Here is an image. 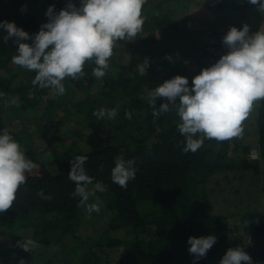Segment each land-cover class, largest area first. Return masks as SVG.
Returning <instances> with one entry per match:
<instances>
[{
    "label": "trees",
    "instance_id": "obj_1",
    "mask_svg": "<svg viewBox=\"0 0 264 264\" xmlns=\"http://www.w3.org/2000/svg\"><path fill=\"white\" fill-rule=\"evenodd\" d=\"M77 1L69 2L75 4ZM169 1L156 0L152 11L160 10L161 5ZM212 1L219 10L257 9L248 0ZM69 2L61 5L58 0H38L34 3V11L28 12L29 0H0V21L15 22L17 27L31 36L40 30L41 25L48 22L45 13L50 6L54 5V10L59 12ZM163 18L164 16L160 20L155 18L158 28H163L162 24L166 23ZM143 27L136 36L142 50L137 57L131 58L129 64L115 66L118 70L116 77L109 74L107 69L104 78L95 79L92 69L96 65L93 61H87L81 82L70 77L62 81L69 93L73 90H84L86 95L83 100L72 105L69 101L65 111L68 115L72 114L73 117L83 120L93 130L103 127L101 123L107 118L97 120L93 112L101 108H116V96L125 93L128 99L118 109V115L114 119H108L114 134L97 150L81 153L73 150V144L59 151L61 155L56 159L54 173L48 170L44 161L36 159L32 150L27 151L26 154L35 164V168L26 173V183L18 189L12 207L0 213V234L16 235L17 230L28 229L30 239L36 242L37 248L60 246L64 261L75 258L80 264H100V251L105 248L124 250L126 246L132 247L135 256H139L144 264H219L229 248L238 246L252 257L253 264H264L263 214L255 212L242 216L243 232L236 234V229L230 227L225 218L196 211L195 200L199 186L217 172L232 171L242 166L236 156L238 147L231 139L222 142L206 139L204 146L196 153H184L182 148L185 138L178 131L180 118L177 114L173 111L158 118L153 117L148 96L143 89L158 74L151 60L154 52L147 48L149 44L156 43L153 33L156 28L153 27L151 34L145 39L141 36ZM4 35L6 33L0 29V67L21 70L20 66L7 65L9 60L12 61V56L17 54V46L12 39L4 43ZM25 42L31 43L30 40ZM139 56L149 60L147 75L141 76L136 70L137 65L144 60ZM70 83H74L71 92ZM93 87L96 88L95 94L89 91ZM0 89L3 96L33 94L30 104L33 106L50 88L41 89L36 85L16 89L12 88L11 79L0 77ZM54 102L55 100L52 105ZM163 102L162 98H157V108ZM126 111L132 113L130 120L125 118ZM135 123L138 125L134 132L125 130L127 125ZM255 131L257 145L262 149L261 155H264V100H259ZM241 150L246 156L250 147H243ZM121 154L125 160L135 161L136 176L129 180L126 188L111 180L115 158ZM78 155L87 157L84 169L93 179V184L88 186L94 187L96 182H103L107 185L105 193L111 197L104 205L108 217L106 228L99 236L91 237L87 244L77 236L82 207L78 206L80 197L75 195L76 185L69 179L71 162ZM41 190L44 197L50 196L51 199L38 195ZM140 202L147 203L146 210L138 209ZM120 231L124 233L122 238L118 234ZM208 235H215L217 241L206 257L197 260L188 251V238ZM127 237L130 238L126 239ZM246 238L251 239L250 246L246 245ZM68 240L72 242L70 248L64 245ZM19 252L20 249L16 247L1 254L5 258L4 264H8L7 258H12ZM24 252L30 254V251ZM36 256L40 257V253ZM45 259L41 256L36 262L43 261L48 264Z\"/></svg>",
    "mask_w": 264,
    "mask_h": 264
},
{
    "label": "clouds",
    "instance_id": "obj_2",
    "mask_svg": "<svg viewBox=\"0 0 264 264\" xmlns=\"http://www.w3.org/2000/svg\"><path fill=\"white\" fill-rule=\"evenodd\" d=\"M146 0H81L80 7L69 2L56 12L52 5L45 15L48 22L41 25L34 35H29L15 22L0 21V29L6 35L4 43L12 39L16 44V55L12 63L36 73L32 84L41 89L50 88L54 95H64L62 81L66 77L78 80L84 77V65L93 61L95 79H102L109 69V60L114 48L121 40H132L142 30L145 17L142 8ZM248 3L264 13V0H248ZM31 41L26 43L25 41ZM228 52L214 64L204 68L193 77L192 84L186 77L175 76L148 93V104L154 118L164 113L175 112L180 118L178 131L185 138L182 151L196 153L205 140L222 142L243 135V122L249 116L253 105L264 100V30L250 34L249 25L242 28L232 26L222 38ZM171 59V56H166ZM149 60L145 58L136 67L139 75H147ZM3 93H0L2 96ZM157 98L163 103L157 108ZM15 103V101H13ZM97 120L114 119L118 109L101 108L93 112ZM131 119L132 113L125 112ZM86 156L78 155L71 162L69 179L76 185L75 195L80 197L78 206L88 213L100 211L99 197L95 203H88L97 192L107 191V185L96 182L89 190L93 179L87 175L84 164ZM134 160L124 156L115 158L111 180L120 187H127L136 176ZM35 164L26 157L25 150L7 129L0 131V213L9 210L16 199L21 185L26 183V173ZM43 198V190L37 193ZM215 235L189 237L188 251L195 259L206 257L216 243ZM24 251L37 246L31 239L17 241ZM253 264L252 257L242 247L229 248L219 264ZM19 264H25L21 259Z\"/></svg>",
    "mask_w": 264,
    "mask_h": 264
},
{
    "label": "rangeland",
    "instance_id": "obj_3",
    "mask_svg": "<svg viewBox=\"0 0 264 264\" xmlns=\"http://www.w3.org/2000/svg\"><path fill=\"white\" fill-rule=\"evenodd\" d=\"M38 0H29L27 11H34V3ZM42 1H55V0H42ZM70 0H58L61 5L69 2ZM81 0L75 2L76 7H80ZM182 0L176 2V0H170L168 3H163L161 9L152 11L156 5V0H146L142 8V17H145L144 27L141 36L142 38H148L151 34V29L155 27L154 36H156L157 44L151 43L147 46L149 50L160 52L159 55L151 56L152 65L156 69L157 76L154 77L151 84L144 87V93L148 96V93L162 84L165 80H169L177 75L181 76L184 73V69L188 70V66L182 61L184 55L182 50H179L176 55L168 53V46H172L175 43L173 39L174 32L172 26L176 24L173 20V15L168 13L171 11V7L174 5H181ZM168 5L170 9L168 10ZM173 9V14L174 10ZM251 10V9H249ZM249 14V13H248ZM180 15V14H179ZM163 28H158L155 21L160 20L163 17ZM259 16V15H258ZM155 21V22H154ZM250 22V21H249ZM155 24V25H154ZM114 48L113 56L109 60V74L116 77L118 70L115 66H122L129 64L131 58L138 56V52L142 50V46L138 45L137 37L132 40H121ZM160 43V45H158ZM146 49V48H145ZM166 56H171V59H166ZM144 59L143 56H139ZM8 67L15 66L11 60L7 62ZM178 67L179 71H175L170 75L166 72L169 68ZM36 73L34 71H28L24 68L21 70L4 69L0 67V77L11 79L12 88L31 87L32 80ZM157 78H160L157 80ZM81 82V79H78ZM192 82H190V85ZM74 89V83L69 84L70 92ZM92 94L96 93V88L93 87L89 90ZM0 93L2 90L0 89ZM84 90L78 89V91H72L71 93L65 91V94L54 95L53 89H48L42 99L37 104L31 106L33 101V94L28 93L26 95L10 94L9 96H0V131L7 129L13 138L18 141L25 150H32L36 159L44 161L48 170L54 173L56 171V159L60 157L59 151H62L66 147L75 145V149L79 152H88L91 150H97L103 142L107 141V138L114 134L112 125L108 123V119L104 120L101 124L103 127L96 130L90 129L86 123L77 116L72 114L68 115L65 109L66 105L75 104L85 97ZM128 98L125 93H119L116 96L115 106L117 109H121L122 105ZM53 100H55L52 105ZM15 101V103H13ZM52 105V106H50ZM258 104L253 107L248 117H255L257 114ZM72 118V119H71ZM250 125L244 126V132L247 131L248 139L245 137L232 138V143L238 147L236 153L237 158L242 165L235 170L226 172H217L213 174L197 189V198L195 200V209L201 214L205 215H218L225 219L228 218L230 227L235 228V233L241 234L243 232L242 216H246L250 213H261L264 215V155H261V148L257 145V136L255 131V120L249 122ZM138 124H129L125 130L133 131ZM252 125V126H251ZM252 127V132L249 130ZM250 147V151L257 153L256 159H251L248 155L242 153L243 147ZM29 159V158H28ZM89 190L93 187L88 186ZM97 195V194H96ZM96 197H99L100 211L88 213L85 207L81 210V221L79 224V231L77 236L83 241V243H89L91 237H97L106 228L108 217L105 214V202L111 197L103 192L101 195L90 197L88 203H95ZM147 203L140 202L138 209L140 211L146 210ZM16 235L10 233L0 234V264H4L5 258L4 252L13 250L18 247L19 253H15L13 257L7 258L8 264H19V261L23 259L25 264H44L42 262H36L37 259H41L44 256L48 261V264H80L77 259H67L64 261L61 255L60 246H52L51 248H45L42 246L32 248L30 254H25L24 250L17 245V241H23L24 239H30V231L28 229H19ZM122 238L123 232L118 233ZM118 236V235H117ZM126 237V236H125ZM127 237L126 239H129ZM70 240L66 241L64 245L66 247L71 246ZM251 239L246 238V245L250 246ZM72 247V246H71ZM22 251V252H21ZM100 264H144V261L135 256L132 247L126 246L124 250L122 248H114L100 251ZM40 253V257L36 256Z\"/></svg>",
    "mask_w": 264,
    "mask_h": 264
},
{
    "label": "crops",
    "instance_id": "obj_4",
    "mask_svg": "<svg viewBox=\"0 0 264 264\" xmlns=\"http://www.w3.org/2000/svg\"><path fill=\"white\" fill-rule=\"evenodd\" d=\"M174 8L176 9L173 14ZM169 9L170 5H168ZM168 13H171L173 20L176 21V24L172 26L173 31H175V37L173 38L175 43L168 46V53L176 55L179 50H182V55H184L182 61L188 66V70L184 69L181 76L186 77L189 83L202 69L212 65V63L205 62L201 56V49L208 38L224 36L230 27L235 26L239 29L245 24L249 25L250 34L264 30V13L259 12L258 9L243 11L219 10L212 0H182L181 5H174ZM155 44H157V40ZM159 53L154 54L156 56ZM176 70L179 71L178 67H171L166 74L170 75L175 73ZM159 79L157 78V80ZM257 104L259 105V100L255 102L253 107L255 108ZM255 119L256 115L255 117H247L242 127H248L249 122ZM249 132H252V127ZM248 136V132L243 131L241 138L248 139Z\"/></svg>",
    "mask_w": 264,
    "mask_h": 264
},
{
    "label": "built area",
    "instance_id": "obj_5",
    "mask_svg": "<svg viewBox=\"0 0 264 264\" xmlns=\"http://www.w3.org/2000/svg\"><path fill=\"white\" fill-rule=\"evenodd\" d=\"M221 37H210L205 42L201 49V56L203 60L207 63H215L222 55L228 52L226 46L222 43ZM249 156L251 159L257 158V153L255 151H250Z\"/></svg>",
    "mask_w": 264,
    "mask_h": 264
}]
</instances>
